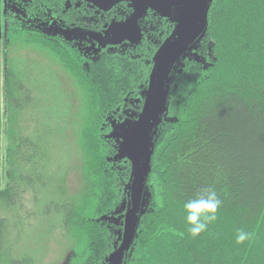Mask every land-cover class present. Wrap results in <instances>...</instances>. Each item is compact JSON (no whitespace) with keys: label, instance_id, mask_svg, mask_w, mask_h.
Masks as SVG:
<instances>
[{"label":"trees","instance_id":"1","mask_svg":"<svg viewBox=\"0 0 264 264\" xmlns=\"http://www.w3.org/2000/svg\"><path fill=\"white\" fill-rule=\"evenodd\" d=\"M2 2L10 12L3 11L8 24L2 44L0 264H35L21 245L25 218L32 216L54 218L75 242L70 264H111L127 243L135 180L114 129L129 112L141 110L155 58L176 26L149 10L137 41L86 52L25 21L49 18L67 28L95 30L91 11L77 14L76 1ZM100 12L99 32L132 14L127 4ZM207 15L198 59L180 57L170 70L166 112L155 128L145 176L148 207L137 211L135 233L119 264H264V0H212ZM17 46L49 53L72 82L69 98L78 102L67 107L69 130L63 132L73 152L61 174L52 170L39 101L9 63V50ZM71 167L79 173L74 192ZM206 184L216 187L223 207L208 231L192 238L183 201ZM48 189L51 199L38 212L26 209L27 198L39 194L40 204ZM238 228L253 234L244 245L235 244ZM11 230L17 232L14 246L7 241Z\"/></svg>","mask_w":264,"mask_h":264},{"label":"rangeland","instance_id":"2","mask_svg":"<svg viewBox=\"0 0 264 264\" xmlns=\"http://www.w3.org/2000/svg\"><path fill=\"white\" fill-rule=\"evenodd\" d=\"M86 1L98 3V0ZM124 1L133 5V13L136 16L134 17L135 22L132 23L131 19H128L120 23H113L104 33L68 29L57 21L29 20L32 24L31 27L38 28L49 35L75 42L86 52L96 53L99 49L107 46L126 44V41H137L139 38V24L144 19L146 11L149 8L155 11L157 16L172 20L176 26L172 34L174 36L167 39L160 48L156 57L158 62L161 58H167L176 49L180 41L187 38V36L192 34L193 29L199 26V20L191 10L190 0H107L105 4L107 7L112 8ZM197 1L203 14H206L212 0ZM163 3L166 6L160 8V5ZM12 8L11 10L14 11ZM1 10L2 14H4V10H7L5 2H1ZM4 16L0 19V126L2 119L6 116L5 75L3 73V65L6 59L2 44L7 34L4 32L5 30L2 26L5 20ZM174 38H177L178 41H174ZM125 47L126 45H123V48ZM8 54L9 63H14L17 73L29 84L30 90L39 101L36 111L39 118H41L42 129L48 134L52 170L58 169L59 174H61L67 169L70 155L73 152L69 141V134L63 132L64 129L69 130L64 125L66 119L68 120L67 107H70L71 104L76 107V102H78L74 100L71 102L69 98L73 89L68 86L72 82L68 79L64 70L51 59L49 53L36 46H17L13 50L10 49ZM156 88V82L152 83L148 93L145 95L141 110L139 112H129L125 121L115 126L113 133V136H115V139L120 144V156L126 157L132 162V174L134 177L141 176L145 169L141 145L145 144L144 151L148 159L151 156L152 146L154 145V141L152 145L151 142H145L146 134L142 133L141 119L146 112L156 111L160 107V92ZM68 104L70 105L68 106ZM153 120L157 122L156 118H153ZM145 127L154 135V124L147 122ZM1 138L2 134L0 131V154ZM70 169L68 184L72 192H74L79 187V173L72 167ZM1 173L2 170L0 168V180ZM52 185L53 189L56 184ZM50 193L51 191L48 189L47 193L43 194L42 197L44 199L40 204H36V200L41 199V196L39 194L36 196L32 194L31 202L29 198L26 199V209L29 207L28 210L30 212H38L44 202L51 199ZM136 195V207L138 213H142L146 211L149 200L148 188L143 179L138 183ZM55 221L54 218L44 216L43 218L33 216L25 218L26 226L22 229L23 237L21 245L22 249L34 259L35 264H70L71 257L76 254L77 247L75 242L63 235L62 230L58 224L56 225ZM16 240L17 232L16 230H11L7 234V241L11 246H14Z\"/></svg>","mask_w":264,"mask_h":264},{"label":"water","instance_id":"3","mask_svg":"<svg viewBox=\"0 0 264 264\" xmlns=\"http://www.w3.org/2000/svg\"><path fill=\"white\" fill-rule=\"evenodd\" d=\"M107 0H98V6L100 8H109L106 6ZM190 5L191 10L195 13L197 19L199 20V26L198 28H194L192 34H190L189 36H187V38L183 39L182 41H180V43L177 45L176 49L165 59H160V61H157L156 59V64L154 67V71L152 74V79H151V83H150V87L152 85V83L156 82V86H157V90L160 92V97H161V104L158 110L156 111H148L145 114H143L142 116V133L146 134V139L145 142H151V145L154 141V135L151 134L150 131H148L145 127V124L147 122L154 124L155 128L157 125H159V123H161L162 121V116L163 114L166 112V106H167V99H168V89H169V85H170V78H169V73L170 70L175 69V64L179 61L180 57L183 58H192L195 57L196 59H198V55H196V53L198 52L199 48H200V44L203 41L204 37H205V32L207 29V13L203 14L200 6H199V2L197 0H190ZM166 4H161L160 8L165 7ZM130 7L134 10L133 5L131 4ZM209 9V8H208ZM149 10V8H148ZM148 10L146 11V14L148 12ZM0 14H1V2H0ZM145 14V16H146ZM134 17L135 13H133L129 18L126 19V21L128 19H131L132 23H134ZM172 21V20H170ZM173 22V21H172ZM139 36H140V32ZM174 35H171L170 37H173ZM169 37V38H170ZM168 38V39H169ZM139 39V38H138ZM174 41H178L177 38H174ZM158 55V54H157ZM157 57V56H156ZM176 71H180L179 68H177ZM153 118L157 119V122H155V120H153ZM115 138V136H114ZM144 142V143H145ZM153 148L154 145L152 146V152H151V156L153 153ZM141 150L144 156V162H145V169L144 172L141 176L138 177H134L135 180L133 182L132 185V213L131 216L128 219L129 222V226H127L126 228V245L122 246L120 248V250L117 251L116 254L112 255L110 258V263L111 264H119L121 257L123 256V253L126 251V249L129 247L131 240L133 238V235L135 233V229H136V222H137V207H136V193H137V187H138V183L140 182L141 179H143L145 181V176L149 170L150 167V161H151V156L148 159L145 155V144L141 145ZM121 158H126V157H121ZM132 163V162H131Z\"/></svg>","mask_w":264,"mask_h":264},{"label":"clouds","instance_id":"4","mask_svg":"<svg viewBox=\"0 0 264 264\" xmlns=\"http://www.w3.org/2000/svg\"><path fill=\"white\" fill-rule=\"evenodd\" d=\"M223 207V201L216 187L206 184L197 188L194 195L183 201L185 221L188 233L192 238H197L214 224ZM252 233L243 228H238L235 233V244L244 245L252 239Z\"/></svg>","mask_w":264,"mask_h":264},{"label":"flooded vegetation","instance_id":"5","mask_svg":"<svg viewBox=\"0 0 264 264\" xmlns=\"http://www.w3.org/2000/svg\"><path fill=\"white\" fill-rule=\"evenodd\" d=\"M3 0H0V2H2ZM74 1H76L74 4H72V6H73V8L74 9H76L77 10V14H85V12H87V11H91V20H90V24H91V26H94V27H96V29L95 30H87V31H93V32H96V33H104L106 30H107V28L108 27H106L105 25H104V27H103V29L99 32L97 29H98V23H99V14H98V12L99 13H101L100 11H110V10H112L113 8H115L116 6H114V7H112V8H100L99 6H98V3L97 2H89V1H85V0H74ZM86 2V3H85ZM123 4H127V6L132 10V14H133V12H134V10L130 7V3H128V2H126V1H124V2H122V3H120L119 5H123ZM119 5H117V6H119ZM8 10V9H7ZM7 10H6V12H7ZM15 10H17V9H15ZM149 10H151V9H149ZM149 10H148V12H149ZM98 11V12H97ZM153 11V10H152ZM11 12H16V11H12L11 10ZM148 12H147V14H146V16H144V18L145 17H147V15H148ZM155 12V11H154ZM1 14H2V10H1ZM0 14V19L2 18V16L3 15H5L4 16V18L6 17V13L5 14H2L1 15ZM131 14V15H132ZM130 15V16H131ZM155 15H156V13H155ZM19 16V15H18ZM23 16H25L24 15V13H23ZM129 16V17H130ZM128 17V18H129ZM29 19H31V17H29V18H27L25 21H26V23L28 24L29 22H30V20ZM48 20H51V19H46V20H44V21H48ZM126 20V19H125ZM125 20H123V21H125ZM170 20V19H169ZM42 21V20H41ZM51 21H53V20H51ZM105 21V20H104ZM103 21V22H104ZM123 21H121V22H123ZM105 23H106V21H105ZM118 23H120V22H118ZM7 21H6V19L4 20V24L2 25V23H1V25L3 26V29L5 30L4 32L7 34ZM31 22H30V27H31ZM6 27V28H5ZM63 27H65V26H63ZM2 28V27H1ZM32 28V27H31ZM33 28H35V27H33ZM65 28H67V27H65ZM36 29H38V28H36ZM68 29H78V28H68ZM80 29V28H79ZM38 30H40V29H38ZM81 30H86V29H83V28H81ZM57 38H62V37H58V36H56ZM1 39V38H0ZM62 39H64V38H62ZM64 40H66V39H64ZM67 41V40H66ZM67 42H71V41H67ZM203 42V41H202ZM201 42V43H202ZM201 45V44H200Z\"/></svg>","mask_w":264,"mask_h":264}]
</instances>
